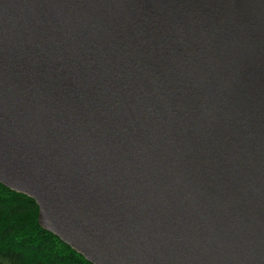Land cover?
I'll return each instance as SVG.
<instances>
[{
    "label": "water",
    "instance_id": "water-1",
    "mask_svg": "<svg viewBox=\"0 0 264 264\" xmlns=\"http://www.w3.org/2000/svg\"><path fill=\"white\" fill-rule=\"evenodd\" d=\"M0 184L90 264H264V0H0Z\"/></svg>",
    "mask_w": 264,
    "mask_h": 264
},
{
    "label": "trees",
    "instance_id": "trees-1",
    "mask_svg": "<svg viewBox=\"0 0 264 264\" xmlns=\"http://www.w3.org/2000/svg\"><path fill=\"white\" fill-rule=\"evenodd\" d=\"M36 203L0 184V264H90L38 223Z\"/></svg>",
    "mask_w": 264,
    "mask_h": 264
}]
</instances>
